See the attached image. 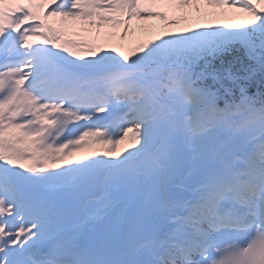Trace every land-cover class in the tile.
<instances>
[{
  "label": "snow or ice",
  "instance_id": "obj_1",
  "mask_svg": "<svg viewBox=\"0 0 264 264\" xmlns=\"http://www.w3.org/2000/svg\"><path fill=\"white\" fill-rule=\"evenodd\" d=\"M161 2L0 0V264H264V0Z\"/></svg>",
  "mask_w": 264,
  "mask_h": 264
},
{
  "label": "rangeland",
  "instance_id": "obj_2",
  "mask_svg": "<svg viewBox=\"0 0 264 264\" xmlns=\"http://www.w3.org/2000/svg\"><path fill=\"white\" fill-rule=\"evenodd\" d=\"M160 5H162V7H166V5L163 3V0ZM165 9L169 11V15H172V12L169 8L166 7ZM160 10H163V8H160ZM187 11L189 12L192 11L193 13L190 14V17L188 19H180L178 23L175 25H169L168 21L166 20L152 19L148 21L147 23L156 26L153 31H144V32L136 31L135 38L130 36L127 40H121V33L123 31V28L121 27L120 29L117 30V35L114 39L112 47L123 45L122 50L127 53L132 47H135V42L137 40L154 39L157 32H160L161 30L165 28L175 33H182L183 30L186 28H191L195 30L199 27V25H202V24H211L213 26H223L225 23L229 22L230 20L236 21V20L243 18L242 14L227 11V10H225L224 15H207V16L197 13L194 9H190V10L188 9ZM177 16H179V13H177ZM142 23L144 22L138 21L135 18H133L132 20L133 28H136L137 25L142 24ZM92 31L94 34L96 30L93 29ZM103 31L107 32L109 31V29L105 27ZM81 35L82 37H85V38L88 36L87 33H82ZM73 38L79 39L81 37H73ZM110 39L112 38L104 37L100 41H98V43L103 44L105 48H111V46L109 45ZM126 147H127V142H124L119 146L117 151L120 153H123Z\"/></svg>",
  "mask_w": 264,
  "mask_h": 264
},
{
  "label": "bare ground",
  "instance_id": "obj_3",
  "mask_svg": "<svg viewBox=\"0 0 264 264\" xmlns=\"http://www.w3.org/2000/svg\"><path fill=\"white\" fill-rule=\"evenodd\" d=\"M160 8H163V11H167V9H165L166 7H162V5L159 6ZM168 8V7H167ZM190 10V9H189ZM202 10H203V5H202ZM169 12V11H168ZM193 12L191 11L190 14H192ZM171 17V15H169ZM114 42V39H110L109 45L112 47Z\"/></svg>",
  "mask_w": 264,
  "mask_h": 264
},
{
  "label": "trees",
  "instance_id": "obj_4",
  "mask_svg": "<svg viewBox=\"0 0 264 264\" xmlns=\"http://www.w3.org/2000/svg\"><path fill=\"white\" fill-rule=\"evenodd\" d=\"M238 68H239V65H236V66L233 68V71H237ZM251 90H252V91H255L256 89H255V88H252Z\"/></svg>",
  "mask_w": 264,
  "mask_h": 264
}]
</instances>
